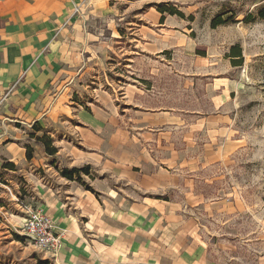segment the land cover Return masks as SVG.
I'll return each mask as SVG.
<instances>
[{"label":"rangeland","instance_id":"374dc122","mask_svg":"<svg viewBox=\"0 0 264 264\" xmlns=\"http://www.w3.org/2000/svg\"><path fill=\"white\" fill-rule=\"evenodd\" d=\"M261 10L108 0L92 14L100 44L59 111L23 128L40 164L0 173V264H264ZM37 210L57 251L21 229Z\"/></svg>","mask_w":264,"mask_h":264},{"label":"crops","instance_id":"0c3cea01","mask_svg":"<svg viewBox=\"0 0 264 264\" xmlns=\"http://www.w3.org/2000/svg\"><path fill=\"white\" fill-rule=\"evenodd\" d=\"M107 2L0 0V173L27 175L34 160L40 164L27 158L23 128L59 111L62 89L101 42L89 18Z\"/></svg>","mask_w":264,"mask_h":264},{"label":"built area","instance_id":"2783aa9c","mask_svg":"<svg viewBox=\"0 0 264 264\" xmlns=\"http://www.w3.org/2000/svg\"><path fill=\"white\" fill-rule=\"evenodd\" d=\"M21 229L30 241L44 250L55 251L61 244L53 219L44 211L37 210L28 214Z\"/></svg>","mask_w":264,"mask_h":264},{"label":"trees","instance_id":"16d2710c","mask_svg":"<svg viewBox=\"0 0 264 264\" xmlns=\"http://www.w3.org/2000/svg\"><path fill=\"white\" fill-rule=\"evenodd\" d=\"M260 16L264 17V11L263 10L260 11ZM217 21H218V19L215 20V23H218ZM236 49H240L239 46H234V50H236ZM235 56H242L241 50H239L238 54L235 55ZM233 60H234L233 62H236L235 61L236 59H233ZM37 141L42 142V138H38ZM43 144L45 146V149L48 151V153L53 154V153L57 152V148L56 147H54V146L51 147L48 143H43ZM32 152H33V149L30 146H27V158L28 159H31L33 157V153ZM12 166L13 165H7L8 168L12 167ZM72 171H77V170L74 169ZM72 171L66 169V170L63 171V174H64V176L68 177L69 179H74L73 178L74 174H73ZM38 264H54V262L52 260L46 258V259H40L38 261Z\"/></svg>","mask_w":264,"mask_h":264}]
</instances>
